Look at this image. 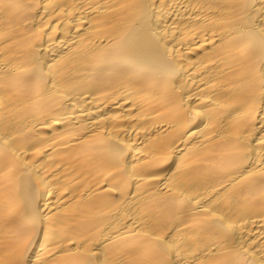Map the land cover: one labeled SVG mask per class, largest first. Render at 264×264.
I'll return each instance as SVG.
<instances>
[{"label":"bare ground","instance_id":"obj_1","mask_svg":"<svg viewBox=\"0 0 264 264\" xmlns=\"http://www.w3.org/2000/svg\"><path fill=\"white\" fill-rule=\"evenodd\" d=\"M0 264H264V0H0Z\"/></svg>","mask_w":264,"mask_h":264}]
</instances>
